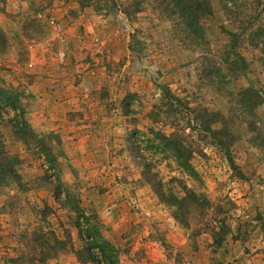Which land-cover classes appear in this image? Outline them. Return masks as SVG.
Segmentation results:
<instances>
[{"label": "rangeland", "instance_id": "obj_1", "mask_svg": "<svg viewBox=\"0 0 264 264\" xmlns=\"http://www.w3.org/2000/svg\"><path fill=\"white\" fill-rule=\"evenodd\" d=\"M133 1L141 10L129 20L120 10ZM199 1L209 13L192 48L181 18L162 17L151 0H0V21L13 24L0 28V90L13 94V108L0 106V134L20 161V187H0V264H39L20 244L38 226L68 235L72 249L45 264H80L78 221L118 264H264V0ZM253 91L260 104L249 108ZM58 100L68 111L60 119L50 110ZM208 120L226 133L223 146L202 129ZM183 126L191 171L153 138ZM133 131L172 209L131 162Z\"/></svg>", "mask_w": 264, "mask_h": 264}, {"label": "trees", "instance_id": "obj_2", "mask_svg": "<svg viewBox=\"0 0 264 264\" xmlns=\"http://www.w3.org/2000/svg\"><path fill=\"white\" fill-rule=\"evenodd\" d=\"M151 1L155 3V9L159 12L162 17L170 19L171 17L177 15L181 18V20L178 21L177 26L179 27L178 29L181 34V43L184 46L192 48L194 46H201V29L199 27L198 20L209 13V8L207 5L203 4V2L199 0ZM122 6L123 7L120 11L129 20L134 16V14L141 10L139 6V1H133L128 3L127 5L125 4ZM5 45L6 37L0 30V51L3 50ZM233 64L236 65L237 61H234ZM209 86H211V84H209ZM164 96L168 98L171 97L167 90L164 91ZM11 98H13V94L0 90V106L2 108H13ZM247 99L245 102L248 103L249 108H254L260 104V97L255 91L251 92ZM126 109H123V114H126ZM215 118L217 121L221 119L217 116H215ZM180 119L182 120V117H180ZM212 123H214L213 120H208L204 122V126L202 129L214 136L217 146H223L216 139L220 136L225 137L226 133L222 130H219V132H214L209 129V126ZM17 127L20 130V126ZM184 131L185 128L183 126L180 130L176 129V132L169 133L168 135L156 132L153 133V138L159 141L161 151L165 150L167 153L170 154L171 157L174 158L180 169L191 171L188 161L192 155V151L189 149L190 146L187 147L186 143L184 142V138H186V135H184ZM26 132H28L29 137L33 140V143H31L37 146V150L46 159L48 166H51L49 162H54V160L50 158L49 151L42 147L40 139H37L31 133V131ZM137 135V131H133L128 136V138L124 140L125 150L128 152L131 162L134 163L135 166L139 169L140 178L145 183V185L150 188L159 203L163 206L172 209L177 205V201H173V199H171V196L165 193L166 190H164L160 179L152 171L153 166L151 161L141 155L140 144L142 143V141ZM24 138H26V136ZM45 139H47V136H45ZM227 142L229 143V140ZM19 163L20 161L17 157L10 156L5 151L2 137L0 134V187L5 186L7 183H14L17 187H20L19 176L16 171V168L18 167ZM181 189L183 190V193H185V189L183 187H181ZM54 198L56 199V197ZM170 202H173V204L171 205ZM77 217H80L81 224H86V218L82 214L77 215ZM173 219L181 226H186V224H184L181 218L177 215H173ZM79 226V221L78 223L76 222L74 224V228L77 233V239L81 243V249L74 251L73 254L80 264H100L99 259L94 256V254L91 252L92 248L97 250V253L100 255V258L105 260L107 264H118L115 255H112L110 254V252H108L109 250H111L108 249V243H106L99 235L95 234V231H90V227H85L84 233L86 236L83 237L81 233L82 230ZM20 239V244L22 246L23 251L36 254L38 259L37 262L39 264H45L46 260L55 258L57 255H60L67 250H72L70 244L68 243V235H66L65 238L63 237V239H59L52 232L43 231V229L39 226L37 227V229L29 233L22 234ZM66 245L67 247H69L67 248ZM22 257L24 256L19 255V257H17L15 261L11 259L9 260L17 263L19 260L22 259ZM210 264L221 263L210 262Z\"/></svg>", "mask_w": 264, "mask_h": 264}, {"label": "crops", "instance_id": "obj_3", "mask_svg": "<svg viewBox=\"0 0 264 264\" xmlns=\"http://www.w3.org/2000/svg\"><path fill=\"white\" fill-rule=\"evenodd\" d=\"M9 10V8H6L5 11L7 12ZM9 25H13L12 23H9L7 22V20H3V21H0V28L5 31V29L8 28ZM48 80V79H46ZM52 83L54 80H50ZM58 83V82H57ZM57 102H59V104H55L51 106L50 110L51 109H56V112L59 114V119L62 118L64 116L65 113H67L68 111L65 109L64 107V104H63V101L62 100H58ZM60 107H63L65 110L62 111L60 109ZM54 111V113H56ZM61 121V120H60ZM197 259V258H196ZM191 264H208L207 263V259L205 258V261H202V262H199V260H195V261H192Z\"/></svg>", "mask_w": 264, "mask_h": 264}]
</instances>
